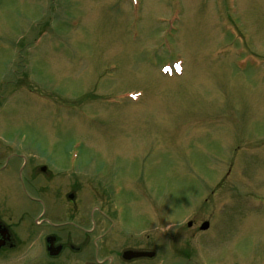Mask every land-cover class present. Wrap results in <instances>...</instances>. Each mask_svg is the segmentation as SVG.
Masks as SVG:
<instances>
[{
  "label": "rangeland",
  "instance_id": "rangeland-1",
  "mask_svg": "<svg viewBox=\"0 0 264 264\" xmlns=\"http://www.w3.org/2000/svg\"><path fill=\"white\" fill-rule=\"evenodd\" d=\"M1 144L14 221L67 183L112 238L178 227L200 264H264V0H0Z\"/></svg>",
  "mask_w": 264,
  "mask_h": 264
},
{
  "label": "flooded vegetation",
  "instance_id": "flooded-vegetation-1",
  "mask_svg": "<svg viewBox=\"0 0 264 264\" xmlns=\"http://www.w3.org/2000/svg\"><path fill=\"white\" fill-rule=\"evenodd\" d=\"M6 157L7 150L1 144L0 173L8 168V164L1 165ZM41 164L34 163L30 166L27 177L32 181L42 178L45 182L40 184L39 192L49 194V187L58 176L55 177L46 165ZM20 169V176L24 178L26 165ZM55 188L60 192L54 199L55 202L51 200L50 211L38 199H30L33 201V208L24 209L15 221L11 209L4 207V192L0 190V264H180V261L191 264H200V261L206 263V243L202 242L197 247L192 236L182 241L179 230L183 229L177 226L174 234L175 229L172 230L169 239H165L161 230L155 231V237L151 241L143 237L133 238L124 233V230L123 237L121 235L120 238H112L113 233L111 225L106 223V214L100 216L94 224L85 223L87 220L82 217L78 207L77 192L69 189L67 183L56 184ZM63 196L68 201L66 207L58 205L57 202ZM96 211L94 208L93 212ZM26 216L30 218L29 224H24ZM204 222L197 231L201 236L208 233L213 226L209 222V228L203 231L201 227ZM192 226V221L186 225L188 228ZM218 226L223 227L224 224ZM172 237L174 239H171ZM170 245L172 253L168 250ZM165 247H168L167 251L171 256L164 254ZM186 250L191 254L184 256Z\"/></svg>",
  "mask_w": 264,
  "mask_h": 264
},
{
  "label": "water",
  "instance_id": "water-1",
  "mask_svg": "<svg viewBox=\"0 0 264 264\" xmlns=\"http://www.w3.org/2000/svg\"><path fill=\"white\" fill-rule=\"evenodd\" d=\"M191 224V223H190ZM209 228V222H205L203 223L202 227H201V230L205 231Z\"/></svg>",
  "mask_w": 264,
  "mask_h": 264
}]
</instances>
